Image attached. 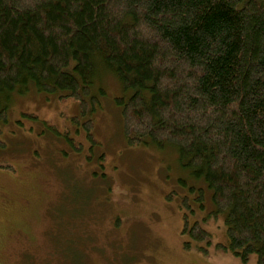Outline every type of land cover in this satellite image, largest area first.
I'll return each instance as SVG.
<instances>
[{
	"label": "trees",
	"instance_id": "1",
	"mask_svg": "<svg viewBox=\"0 0 264 264\" xmlns=\"http://www.w3.org/2000/svg\"><path fill=\"white\" fill-rule=\"evenodd\" d=\"M108 73L131 91L115 98L127 143L176 149L201 205L202 182L225 213L229 245L217 246L264 264V3L0 0V149L14 97L34 87L80 104L75 133L103 167L92 113ZM184 232L211 242L198 222Z\"/></svg>",
	"mask_w": 264,
	"mask_h": 264
},
{
	"label": "rangeland",
	"instance_id": "2",
	"mask_svg": "<svg viewBox=\"0 0 264 264\" xmlns=\"http://www.w3.org/2000/svg\"><path fill=\"white\" fill-rule=\"evenodd\" d=\"M103 84L92 116L104 169L75 133L77 101L34 87L14 97L0 149V264H259L256 253L243 261L217 246L229 245L225 213L202 182L201 205L176 149L127 143L115 98L131 91L109 73ZM196 222L211 242L184 232Z\"/></svg>",
	"mask_w": 264,
	"mask_h": 264
}]
</instances>
